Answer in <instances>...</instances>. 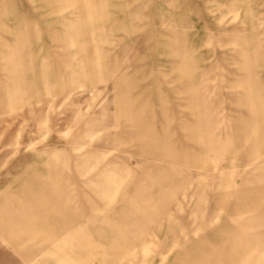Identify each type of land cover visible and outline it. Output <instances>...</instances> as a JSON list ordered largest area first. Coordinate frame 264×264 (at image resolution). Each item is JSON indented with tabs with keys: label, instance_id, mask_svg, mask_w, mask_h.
Masks as SVG:
<instances>
[{
	"label": "rangeland",
	"instance_id": "374dc122",
	"mask_svg": "<svg viewBox=\"0 0 264 264\" xmlns=\"http://www.w3.org/2000/svg\"><path fill=\"white\" fill-rule=\"evenodd\" d=\"M67 4L0 0V77L8 82L3 54L13 49L15 33L27 30L24 49L37 86L31 95L26 93L31 96L28 101L0 112V206L7 192L20 191L26 179L20 177L23 171L46 175L43 160L65 149L72 164L77 149L83 148L95 153L92 162L115 159L126 175L114 201L102 202L97 193L91 194L96 206L89 214H107L122 223L131 207L127 199L140 190L168 209L148 220L142 236L133 224L126 235L103 220L88 224L91 246L73 248V264H190L180 255L188 252L196 258L200 249L208 252L211 247L234 256L221 263L212 257L210 264H264V198L253 203L256 209L246 205L235 210L238 202L249 201L245 191L264 186V172L255 169L259 162L264 165V153L250 157L245 147L249 133L264 132V124L253 119L264 123V0H105L103 14L94 21L97 37L104 31L108 39L99 45L105 56L103 79L94 87L65 94L58 88L49 92L44 82L57 84L58 55L76 54L77 48L66 44L75 38L70 24L75 15ZM175 49L185 55V75L177 71L181 58L173 54ZM242 49L258 54L251 66L259 109L255 115L244 96L246 86L238 83L247 72L238 55ZM86 57V51L80 52V59ZM45 60L50 66L43 75ZM74 68L79 71L77 65ZM115 68L117 72L108 71ZM122 73L132 78L131 93L139 95L140 103L157 112L172 110L171 125H178L181 117L193 120L194 110L201 112L202 138H176L178 144L191 146L197 161L157 159L140 153L135 140L118 139L116 133L127 127L124 120L117 126L115 113V76ZM83 83L78 76L76 85ZM191 91L196 108L185 103ZM241 117L249 119L247 126L238 122ZM160 121L158 113L157 127ZM236 230L241 237L229 238ZM19 247L0 229V264H56L46 251L29 260Z\"/></svg>",
	"mask_w": 264,
	"mask_h": 264
},
{
	"label": "crops",
	"instance_id": "0c3cea01",
	"mask_svg": "<svg viewBox=\"0 0 264 264\" xmlns=\"http://www.w3.org/2000/svg\"><path fill=\"white\" fill-rule=\"evenodd\" d=\"M61 1L68 3L67 5L72 8L71 14L75 15L70 23L75 38L66 44L73 45L77 49L74 57L67 52L55 58L59 68L57 84L50 85L46 81L44 88L49 92L50 89L58 88L60 93L68 94L78 87L89 85L94 87L102 81L104 73L102 64L105 56L99 45L102 41L108 42V39L105 38L106 36L105 39L103 38L104 31L97 37L98 27L94 25L96 18L104 12L105 0ZM14 40L13 49L3 54L6 67L9 70L8 82L11 81V83H8L7 80L3 81L0 77V112L12 110L16 105L28 101L31 98V93L37 89L34 80L31 79L34 66L24 49V44L28 40V31L16 32ZM84 51H86L87 57L80 59V52ZM173 54L181 58L177 71L181 75L187 74L185 55L178 49H175ZM238 55L242 65L247 69L245 79H238V83L246 86L247 92L244 96L248 99L251 112L255 115L259 109L251 66L258 54L255 52L251 54L242 49ZM66 56L68 58H65ZM74 65L79 68L78 72L75 71ZM49 66L50 63L46 60L42 63L41 72L43 75L47 74ZM83 71L86 74H82ZM108 71L114 73L117 72V69ZM78 76H81L85 82L80 86L76 85ZM115 77V86L119 88L116 95L118 107L115 112L117 126L120 127L121 120H124L127 125L126 128H122L116 133L118 139L120 141L135 140V148L140 153L151 155L157 159L184 164L197 161L194 160L195 155L191 146L184 142L178 144L176 138L194 140L202 138L204 118L201 112L194 110L193 120L181 117V122L178 125H171L172 110L170 112V109H164L157 112L153 107L140 103L139 95L135 96L131 93V89L134 87L132 78L125 73ZM182 89L183 92L189 93L188 88L183 87ZM27 92L30 94L29 96H27ZM241 94L237 95L241 96ZM157 95L158 98H161L160 86L157 87ZM189 95L185 102L186 106L196 108L194 93L191 91ZM158 113L161 115L160 127L155 124V117ZM253 119L256 123L264 124L257 121L255 116ZM238 122L242 126H247L249 119L241 117L238 118ZM186 131L188 133H185ZM247 139L245 147H247L246 151L250 157L264 153V132L249 133ZM77 150L72 164V159L65 149H59L54 153V157L43 160V164L47 165L46 175L26 169L20 175L21 178H26L19 185L20 191L7 192L3 198V204L0 206V229L3 234L20 246L22 255L29 260L46 251V255L53 257L56 264H73L69 260L71 257L69 253L72 252V249L83 250L91 246L85 229L88 224L103 220L114 225L115 231L122 235L128 234L130 224H133L140 229L139 235L142 236L148 220L155 219L168 209L166 203L157 206L148 198L150 196L148 191L140 190L137 192L138 195L127 199L131 207L124 213V222L122 223L107 214H89V211L94 210L96 206V199L91 194L97 193L102 202L114 201L116 194L125 183L126 175H123V170L115 159H108L104 164H98L92 162V158L95 156L93 151L86 152L83 148ZM102 156L105 157L106 154L103 153ZM256 168L264 172L262 162L257 163ZM159 171L165 170L160 169ZM244 194H250L249 201L238 202L235 205V210L246 205L256 209L253 207V203H257L259 198H264V186H255L252 190L245 191ZM139 195L143 198L137 199L136 197ZM227 196L228 194L223 195L224 198ZM79 224L82 225L79 226ZM239 237L241 235L238 230L229 234V238ZM197 253L196 258H192L188 252L180 257L188 260L190 264H210L212 257L221 263L234 256L232 251L218 252L214 250V247H211L208 252L200 249Z\"/></svg>",
	"mask_w": 264,
	"mask_h": 264
}]
</instances>
